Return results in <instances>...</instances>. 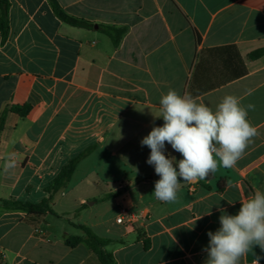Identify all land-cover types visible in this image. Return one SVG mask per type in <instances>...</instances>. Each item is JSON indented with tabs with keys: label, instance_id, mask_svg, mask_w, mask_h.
Listing matches in <instances>:
<instances>
[{
	"label": "crops",
	"instance_id": "crops-1",
	"mask_svg": "<svg viewBox=\"0 0 264 264\" xmlns=\"http://www.w3.org/2000/svg\"><path fill=\"white\" fill-rule=\"evenodd\" d=\"M10 1L6 40L0 29V201L40 202L66 163L95 150L55 196L60 216L30 223L26 212L0 207V264H102L85 242L66 244L83 234L74 225L123 241L106 247L115 264H205L219 209L235 215L264 191V56L249 58L264 48V0H56L91 28L62 22L50 0ZM101 27L128 32L115 47ZM169 89L213 109L227 94L255 105L248 119L258 134L235 167L181 183L166 203L153 195L160 177L140 142L163 125L154 116ZM24 105L26 117L10 111ZM168 153L182 158L166 144ZM9 154L16 166L5 173ZM101 189L113 197L112 218ZM120 207L141 212L133 229L116 222ZM256 257L264 264L259 247L240 264Z\"/></svg>",
	"mask_w": 264,
	"mask_h": 264
},
{
	"label": "clouds",
	"instance_id": "clouds-1",
	"mask_svg": "<svg viewBox=\"0 0 264 264\" xmlns=\"http://www.w3.org/2000/svg\"><path fill=\"white\" fill-rule=\"evenodd\" d=\"M254 109L255 105L245 106L231 94L225 95L215 109L175 89L162 94L159 114L154 117L162 118L163 125H153L140 142L150 149L146 163L160 177L154 183V197L175 202L182 182L197 183L221 167H235L258 134L248 119L249 111ZM166 144L182 158L166 155ZM15 166L14 156L9 154L4 172L9 173ZM240 204L235 215L219 209L220 227L207 232L205 264H240L251 248L259 247L264 252V191L256 190ZM259 259L256 257L254 264H259Z\"/></svg>",
	"mask_w": 264,
	"mask_h": 264
},
{
	"label": "trees",
	"instance_id": "trees-1",
	"mask_svg": "<svg viewBox=\"0 0 264 264\" xmlns=\"http://www.w3.org/2000/svg\"><path fill=\"white\" fill-rule=\"evenodd\" d=\"M53 10L56 16L64 23L74 26V27H82V28H91L93 25L84 21L82 19L70 16L67 14L60 4L56 0H50ZM11 6L10 0H0V29L2 32L3 39L6 40L9 34V10ZM101 31L108 36L113 45L118 47L123 39V37L127 34L128 29L126 27L116 28V27H101ZM264 56V48L258 49L249 55L250 59H258ZM31 110V106L24 105L22 107L17 106L11 108V112H14L22 117H26L29 111ZM6 121V114L3 113L0 117V135L4 130ZM95 150V146H91L86 149L84 152L71 159L68 163H66L60 170L57 177L53 180V182L45 188V193L47 196L42 199L38 203L32 202H22V201H10V200H2L0 201V207L10 210H18L26 212L27 221L41 223L45 220L48 214L54 216L58 215L54 209V198L55 196L62 190L66 189L70 184L73 175L81 163L82 160L86 159L90 156ZM211 178V175L206 179ZM160 178H158L159 180ZM183 183V182H182ZM124 190V189H123ZM87 205H83V207L76 211L75 217H78L81 210L85 209ZM75 228L80 230L83 234L82 236H68L65 240L66 244L71 247H75L81 242H85L90 250L98 257V259L102 262V264H115L114 258L112 254H110L106 247L112 243H123V241H114L110 239L101 238L96 235L91 228L85 225H74ZM147 247V246H146Z\"/></svg>",
	"mask_w": 264,
	"mask_h": 264
},
{
	"label": "built area",
	"instance_id": "built-area-1",
	"mask_svg": "<svg viewBox=\"0 0 264 264\" xmlns=\"http://www.w3.org/2000/svg\"><path fill=\"white\" fill-rule=\"evenodd\" d=\"M142 217L141 212H132L127 207H120V215L117 217L116 222L129 229H133Z\"/></svg>",
	"mask_w": 264,
	"mask_h": 264
},
{
	"label": "rangeland",
	"instance_id": "rangeland-1",
	"mask_svg": "<svg viewBox=\"0 0 264 264\" xmlns=\"http://www.w3.org/2000/svg\"><path fill=\"white\" fill-rule=\"evenodd\" d=\"M108 191H106L105 189H101L100 191H98L96 194V196H103L102 198H104V203L102 202L100 204V206L102 207V209L104 210V212L107 214L108 218H112L114 216V209H115V204L113 202V197H111L108 193ZM98 201L101 202L100 197H97ZM63 207V205H61ZM60 206V207H61ZM65 207V205H64ZM63 207V208H64ZM79 232V231H77Z\"/></svg>",
	"mask_w": 264,
	"mask_h": 264
},
{
	"label": "water",
	"instance_id": "water-1",
	"mask_svg": "<svg viewBox=\"0 0 264 264\" xmlns=\"http://www.w3.org/2000/svg\"><path fill=\"white\" fill-rule=\"evenodd\" d=\"M89 205L93 204L92 202H88Z\"/></svg>",
	"mask_w": 264,
	"mask_h": 264
}]
</instances>
